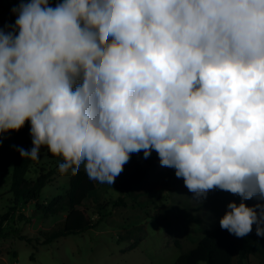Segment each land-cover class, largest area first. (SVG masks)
I'll return each instance as SVG.
<instances>
[{
  "label": "clouds",
  "instance_id": "clouds-1",
  "mask_svg": "<svg viewBox=\"0 0 264 264\" xmlns=\"http://www.w3.org/2000/svg\"><path fill=\"white\" fill-rule=\"evenodd\" d=\"M0 30V133L113 185L152 150L195 199L239 195L220 227L264 236V0L21 2ZM18 33V34H17Z\"/></svg>",
  "mask_w": 264,
  "mask_h": 264
},
{
  "label": "rangeland",
  "instance_id": "rangeland-1",
  "mask_svg": "<svg viewBox=\"0 0 264 264\" xmlns=\"http://www.w3.org/2000/svg\"><path fill=\"white\" fill-rule=\"evenodd\" d=\"M14 5V0H0V30L7 32L15 25ZM23 128L31 137L30 121ZM45 151L41 148L39 156ZM16 152L14 137L0 133V264H174L180 255L198 245L207 230L220 225L229 202H241L239 195L218 188L209 190L202 202L197 201L184 179L176 177L174 168L161 166L155 150L147 158L141 150L133 154L148 174L134 185L133 191L140 194L137 199L121 190L118 177L111 186L99 185L83 206L95 221L101 216L98 212L102 206L104 220L92 230L42 245L36 239L64 220L66 212L45 218L35 213L33 202L20 205L15 213L10 211ZM39 162L43 163L41 159ZM81 169L84 170L83 165ZM70 176V172H57L42 191L41 199L67 188ZM31 177L35 178L34 172ZM120 198L124 203L116 206ZM244 203L251 207L264 201L253 198ZM6 214L7 220L2 221ZM20 216H24L23 221H19ZM19 235L33 242L28 243Z\"/></svg>",
  "mask_w": 264,
  "mask_h": 264
},
{
  "label": "trees",
  "instance_id": "trees-1",
  "mask_svg": "<svg viewBox=\"0 0 264 264\" xmlns=\"http://www.w3.org/2000/svg\"><path fill=\"white\" fill-rule=\"evenodd\" d=\"M52 7V3H49ZM13 7V6H12ZM11 7V8H12ZM14 137L17 143L16 159L12 174L11 192L14 194L11 212L20 205L32 203L35 205V213L42 214L45 218L66 212V218L57 223L51 230L43 232L36 242L42 245H49L61 237L82 234L92 230L104 220L103 207L99 206L101 216L95 221L89 210L83 206L84 201L89 199L91 194H96L99 185H109L98 181L90 180L83 169L77 175H71L67 188L60 189L56 195H50L41 199V193L51 182L52 177L59 172V165L63 163L61 156H55L46 148L44 154L38 160L22 158L19 149L30 151L33 147L32 137L28 135L27 128L19 131L7 132ZM39 159L43 161L40 164ZM32 172L35 178L31 177ZM148 174L144 167L132 153L129 161L124 165L123 171L118 176L121 190L127 196L137 199L139 193L133 191L134 185ZM124 200L120 198L115 204L123 205ZM6 214L2 221L7 220ZM24 216L19 217L23 221ZM256 224H253L252 231L245 237H237L226 229L219 226L213 230H207L206 235L199 241L198 245L178 257L174 264H264V236L256 235ZM19 238L28 243L33 241L24 235Z\"/></svg>",
  "mask_w": 264,
  "mask_h": 264
},
{
  "label": "built area",
  "instance_id": "built-area-1",
  "mask_svg": "<svg viewBox=\"0 0 264 264\" xmlns=\"http://www.w3.org/2000/svg\"><path fill=\"white\" fill-rule=\"evenodd\" d=\"M14 1H15V5H14L13 9L17 8L21 2H24V3L31 2V0H14ZM63 2H64V0H49V3H52V4H58V3H63Z\"/></svg>",
  "mask_w": 264,
  "mask_h": 264
}]
</instances>
